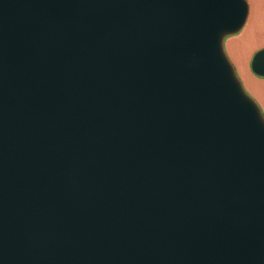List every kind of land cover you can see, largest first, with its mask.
Wrapping results in <instances>:
<instances>
[{"label": "water", "instance_id": "water-1", "mask_svg": "<svg viewBox=\"0 0 264 264\" xmlns=\"http://www.w3.org/2000/svg\"><path fill=\"white\" fill-rule=\"evenodd\" d=\"M248 12L0 0V264H264V117L223 47Z\"/></svg>", "mask_w": 264, "mask_h": 264}, {"label": "rangeland", "instance_id": "rangeland-1", "mask_svg": "<svg viewBox=\"0 0 264 264\" xmlns=\"http://www.w3.org/2000/svg\"><path fill=\"white\" fill-rule=\"evenodd\" d=\"M231 38L234 41L233 48L236 49L234 56L237 64V77L241 81L245 92L256 101L264 117V77L256 75L252 71L251 67L246 64L248 59L252 58L253 55L261 48H253L257 40L251 35L249 29H245V27H243L238 32L224 37L223 47L230 61Z\"/></svg>", "mask_w": 264, "mask_h": 264}, {"label": "crops", "instance_id": "crops-1", "mask_svg": "<svg viewBox=\"0 0 264 264\" xmlns=\"http://www.w3.org/2000/svg\"><path fill=\"white\" fill-rule=\"evenodd\" d=\"M247 2L249 5V12L243 27H245V29H249L251 35L257 40L253 48H264V0H247ZM233 42L234 41L231 38V64L236 72L237 64L234 56L236 49L233 48ZM251 60L252 58H249L246 62V64L250 67Z\"/></svg>", "mask_w": 264, "mask_h": 264}]
</instances>
